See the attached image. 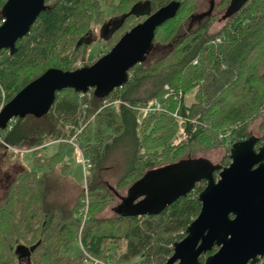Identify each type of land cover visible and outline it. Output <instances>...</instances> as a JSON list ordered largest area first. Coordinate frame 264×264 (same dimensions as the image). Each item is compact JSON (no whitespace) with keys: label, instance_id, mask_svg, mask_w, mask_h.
<instances>
[{"label":"trees","instance_id":"16d2710c","mask_svg":"<svg viewBox=\"0 0 264 264\" xmlns=\"http://www.w3.org/2000/svg\"><path fill=\"white\" fill-rule=\"evenodd\" d=\"M7 1L0 0V26ZM172 1L181 3L177 16L157 29L154 49L132 69L124 87L106 99L93 90L85 96L63 90L44 116L16 118L0 130V159L10 151L17 156L13 148L38 152L50 143L72 141L86 144L93 161L83 192L71 200L63 196L69 190L67 181L73 180L61 154L38 155L35 162L42 172L27 170L17 161L19 168L0 188V264H92L85 263L82 254L72 257L69 248L79 240L86 206L81 243L102 262L166 264L175 244L186 237L200 214L205 181L157 215L139 216L118 208L112 218L98 215L114 203L119 190L131 188L159 167L172 166L185 153L226 145L225 166L230 165V148L249 139L250 125L264 115V0H250L212 34L218 12L226 11L231 0H211L203 14L197 0H47L29 34L15 49L0 51V110L47 70H77L93 23L103 28L112 19L118 21L117 29L101 37L103 47L112 49L144 20L146 15L127 17L136 5H147L154 13ZM104 6L112 10L110 20ZM116 12L122 15L113 17ZM130 19L137 24L123 32ZM217 39L221 41L215 44ZM170 91L174 95L167 97ZM107 99L121 103L104 107ZM156 101L160 111H144ZM82 119H89L85 127ZM259 138L258 147L264 135ZM223 168H217L216 179ZM19 247L27 252L17 253Z\"/></svg>","mask_w":264,"mask_h":264},{"label":"water","instance_id":"95a60500","mask_svg":"<svg viewBox=\"0 0 264 264\" xmlns=\"http://www.w3.org/2000/svg\"><path fill=\"white\" fill-rule=\"evenodd\" d=\"M249 1L231 0L223 20L234 16ZM46 2L7 1L0 26V51L15 49L46 10ZM180 8V2L172 1L151 14L147 5H136L127 17L146 15L143 22L92 65L75 71L51 68L29 83L0 110V130H6L16 118L44 116L63 90L81 94L93 90L97 97L106 99L124 87L132 69L154 49L157 29L174 19ZM259 140L251 136L235 143L230 148L231 163L220 171L218 179V167L208 163L151 171L130 188L134 189L132 197L128 190V197L118 209L122 212L127 208V212L139 216L157 215L205 181L207 185L199 196L200 214L187 228L186 237L175 244L166 264H260L264 258V144L258 148ZM140 196L144 198L134 203ZM214 248L218 251L202 262L201 257ZM20 251L27 252L23 247L17 248V253Z\"/></svg>","mask_w":264,"mask_h":264},{"label":"rangeland","instance_id":"374dc122","mask_svg":"<svg viewBox=\"0 0 264 264\" xmlns=\"http://www.w3.org/2000/svg\"><path fill=\"white\" fill-rule=\"evenodd\" d=\"M220 1L221 0H214V4H219ZM210 5H211V0H197L198 12L199 13L202 12L201 14L208 12V10L210 9ZM104 10H105L104 11L105 18L107 20H110L112 18V10L110 8H107L106 6H104ZM129 10L130 7L127 10H125L124 13L128 12ZM224 14L225 11L218 12V17L216 20L213 21L210 29L211 34L219 32L225 26L226 21L223 20ZM120 15H122V12H116L115 14H113V17ZM139 22L141 23L143 22V20L141 19V21ZM135 24H137L136 19L133 20L130 19L128 22L124 24L123 32L124 29L130 28ZM101 29L102 27L99 24L97 23L92 24L91 30L93 34L92 36L93 41H91L89 38H85V44L87 46L81 51L80 57L75 65L77 69L82 68L84 65H90V61L95 63L99 58H101L102 56H104L105 54L111 51L109 47H103V43H101V37H100ZM188 96L191 99L189 101L190 103L192 102L193 93L191 92ZM88 122L89 119L86 120L82 119L81 121L82 127H85L86 123ZM263 125H264V115L259 119L255 120L250 125L249 127L250 134L254 137H261L262 135H264ZM225 147L227 146L226 145L216 146L209 150H201L196 152L185 153L182 160L173 164L172 167L179 165L191 166L199 163H208L215 167H219V166L226 167L225 164L227 163V161L225 160V158L229 153ZM85 148H86V144H74L73 142H70V144H60L58 142L50 143L48 145L41 147V149L38 152H34L35 149L27 151L26 148L22 150L13 148L12 151L19 153L17 156L11 155V151H10V153H7L6 155L2 154L3 157L2 159H0V188H2V184L6 181L5 179L7 177H10L15 174L14 169L16 167L17 169L19 168V163L17 161H19L21 165L27 170L42 172V169L39 168L35 162V159L38 155L43 157H51L56 154H61L64 160L69 164V167L67 169L68 170L67 174L69 178L73 180V182L76 184L75 187V184L72 181H67L69 190L65 189V191L63 192L64 194L63 196H66L67 199L71 200L72 198H75L77 194L83 192L82 188H85L86 186V179L88 172L86 173V166L84 165V161H86L85 163L87 165L89 163L92 164L93 162L92 158L90 156H87ZM129 189L130 188L119 190L116 193L114 203L112 205H109L98 216L101 218H112L116 216L117 212L115 211V209L119 208V206L123 203V199L128 197ZM133 190L130 189V193H129L130 197H132L134 193ZM124 210L127 211V208L126 209L124 208ZM69 248H70V255L72 257H78L79 255L82 254V248L79 240L73 241L70 244ZM23 264L26 263L23 262ZM41 264H49V262L45 260Z\"/></svg>","mask_w":264,"mask_h":264},{"label":"built area","instance_id":"2783aa9c","mask_svg":"<svg viewBox=\"0 0 264 264\" xmlns=\"http://www.w3.org/2000/svg\"><path fill=\"white\" fill-rule=\"evenodd\" d=\"M220 39H217L214 43L215 44H218L220 43ZM166 89H169L168 87H166ZM88 94V93H87ZM87 94H83V96L87 95ZM170 95H174V92L173 91H170L168 94H167V97H169ZM121 102L116 100V101H112V100H105L104 101V107H109V106H112V107H116L120 104ZM161 110V104L159 102H154L153 104L149 105L144 111L147 112V113H152V112H158ZM83 128H81L82 130ZM72 142V141H71ZM228 145V143H227ZM86 161H84V165L86 166V173L87 171L91 168V163H89L88 165L85 163ZM89 198L86 197L85 199V203L86 205H88V200ZM88 206H86V209L83 210V214H84V221H83V225L85 223V220H86V215H87V212H88ZM83 225H82V228H83ZM82 228H81V231H80V237H79V241H80V244H81V248H82V255H83V260L85 263H92V264H111V262H102L96 258H94L93 256H91L88 251L83 247L82 243H81V233H82Z\"/></svg>","mask_w":264,"mask_h":264},{"label":"flooded vegetation","instance_id":"af4514ba","mask_svg":"<svg viewBox=\"0 0 264 264\" xmlns=\"http://www.w3.org/2000/svg\"><path fill=\"white\" fill-rule=\"evenodd\" d=\"M145 6V5H144ZM151 12V11H150ZM152 14V13H151ZM147 18V16H145L144 20ZM123 20V19H122ZM143 20V21H144ZM118 21L116 19H112L110 22H108L101 30H100V37L103 36H108L111 29L113 28H118ZM92 36L93 34H90L89 39L92 40ZM93 41V40H92ZM259 138V137H258ZM260 139V138H259ZM258 147V146H257ZM259 148V147H258ZM217 249V248H216ZM214 250V249H213ZM213 252V251H212ZM211 254V253H210Z\"/></svg>","mask_w":264,"mask_h":264}]
</instances>
